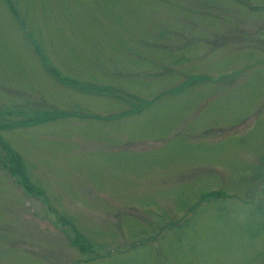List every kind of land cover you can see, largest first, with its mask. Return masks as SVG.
<instances>
[{"label": "rangeland", "instance_id": "rangeland-1", "mask_svg": "<svg viewBox=\"0 0 264 264\" xmlns=\"http://www.w3.org/2000/svg\"><path fill=\"white\" fill-rule=\"evenodd\" d=\"M0 264H264V0H0Z\"/></svg>", "mask_w": 264, "mask_h": 264}]
</instances>
